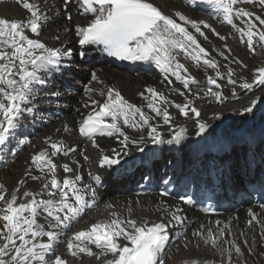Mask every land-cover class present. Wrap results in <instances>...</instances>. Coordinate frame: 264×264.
Returning a JSON list of instances; mask_svg holds the SVG:
<instances>
[{"label":"snow or ice","instance_id":"snow-or-ice-1","mask_svg":"<svg viewBox=\"0 0 264 264\" xmlns=\"http://www.w3.org/2000/svg\"><path fill=\"white\" fill-rule=\"evenodd\" d=\"M5 2L7 0H0V4ZM12 2L27 15L24 21L0 18V152L16 139L26 119L31 122L38 115L37 109L42 103L37 102H43L47 97L42 91L45 78L67 68L69 65L65 62L73 59L71 50L49 48L38 39L46 25L57 19L61 12L70 25V7L77 9L78 15L88 21L84 26L61 30L64 34H74L80 50L76 55L80 59L84 58V50L102 46L105 54L117 61L153 65L161 74L160 83L169 90L167 95H178L183 100L182 104H177L164 92L145 88L139 97L144 105L137 107L113 88L96 91L90 84L86 86L81 105L82 119L77 121L76 132L79 137L91 141L92 148L97 151H101L97 138L114 139L120 145L119 149L112 148L110 155L101 152L97 161L99 169L108 171L118 166L121 158L129 154L130 147L143 152L141 144L144 140L154 145L180 144L187 129L172 128L171 122L176 117L169 114V109H175L186 120L193 119L199 136L208 131V126L200 121L201 112L194 105L208 99L221 104L225 99L217 82L224 80L225 75L221 74L218 61L212 59L213 53L228 62L223 65L228 85L245 92L264 87V68L253 72L251 83L237 84L232 79L235 73L229 68L233 63L229 59L230 50L225 48L219 52L212 48L208 51L201 46L198 38L207 41L202 28L219 40L225 39L208 23L194 22L178 12L166 16L147 0H62L59 4L57 0H43V6L39 0ZM192 5L211 6L217 18L240 35L241 44H245L253 55L256 54L255 47L264 48V19L243 7L259 5L264 11V0H189V6ZM236 22L243 27H238ZM54 39L59 43L60 33ZM181 60L203 70L206 80L203 94L197 92L199 81ZM234 63L244 67L239 60ZM208 70L214 76L207 75ZM91 82L103 84L95 73L91 75ZM58 96L59 92L52 93L50 99ZM232 96L238 98L235 91ZM257 103L258 100H253L240 115L252 113ZM163 127L175 134L165 140L159 131ZM125 129L146 135L137 142L126 134ZM72 131L67 125L63 128L65 134ZM19 143L30 145L26 139ZM42 143L46 148L31 157L29 175L18 182L10 195L0 184V264H69V260L60 255L61 246L65 256L75 264H85V258L96 264H165V259L171 258L169 252L173 251V240L182 241L185 250L190 244L197 250L203 247L216 258L205 264H259V260H264V205H260L259 212L248 211V219L242 227L239 217H233L227 222L210 220L189 231L192 223L184 215L185 209L181 205L191 207V198H184L174 207L159 201L151 210L159 216V222L138 221L132 218L130 206L118 211L115 205L107 204L104 209L106 219L91 224L86 230L70 232L85 211L95 207L96 185L101 183V177L89 172L90 182L85 183L78 171L81 165L71 158L77 152L75 147L69 149L63 140L53 141L52 137ZM61 157L67 158V162L59 165L64 175L57 179L58 166L53 161ZM84 161L90 163L87 156ZM28 179L42 183V187L36 192L22 191ZM159 197L168 198L169 192L161 191ZM144 211L150 210L145 208ZM205 214L217 215L207 210ZM186 235L191 239L185 240ZM187 264H200V261L192 260Z\"/></svg>","mask_w":264,"mask_h":264},{"label":"bare ground","instance_id":"bare-ground-1","mask_svg":"<svg viewBox=\"0 0 264 264\" xmlns=\"http://www.w3.org/2000/svg\"><path fill=\"white\" fill-rule=\"evenodd\" d=\"M158 6H161L165 11V15L171 17L173 13H181L185 15L188 19L198 22V23H208L212 29L215 30L220 36L225 37L224 40H219L215 36L212 35L207 29H201L205 32L207 36V41L203 38H198L201 46L206 50L211 51L212 48H215L219 52H223L225 48L230 50L229 59L233 61V63L229 64V68L235 73L232 77L237 84L239 83H251L254 79L253 72H255L259 68H264V48L255 47V55L250 53L245 44H241V37L238 33H235L229 26L223 24L219 18L207 20L202 18V15L199 12L192 11L189 7H187L186 3L182 0H151ZM41 5L43 6V0H39ZM61 0H57V4H59ZM246 10L254 12L256 16H259L261 19H264V11L261 10L259 5L254 6H243ZM74 8L70 7L69 11H73ZM27 13L19 6L16 5L12 0H7V2L0 4V18H3L7 21H24ZM238 27H243L238 22ZM85 25L84 22L79 20L78 16H74L71 24L69 25L64 19V13L61 12L60 16L55 19L52 23L46 25V27L42 30L41 36L38 38L41 42L45 43V45L49 48H62L63 50H71L75 45L76 38L72 32H68L64 34L61 30L65 27H72ZM60 33V42L57 43L54 39V36ZM31 38V37H30ZM212 59L217 60L220 64V72L225 75L224 80L217 81L221 85V89L219 91L223 95V97H227L221 104H216L214 99L208 100H200L196 102V106L201 112L200 121L205 123L208 128L212 127L214 131V136H220V125H224L225 127H232L236 124H241L243 121H248L251 119H255L256 117H252L250 113L246 115H240L241 112H245L246 109L251 105L253 100H258L257 106L254 110L262 111V117H264V87H258L254 91L248 93L242 90L239 87H234L232 85L227 84V76L226 69L223 67L227 61L221 60L219 57L212 54ZM239 60L241 64L244 65L241 68L239 65H236L234 61ZM181 63L185 65L188 69L189 73L199 81L198 86H196L197 92L203 94L202 90L206 87V80L203 74V70L195 69L191 66L190 63L181 60ZM69 65L68 62H65ZM96 68L97 75L101 81H103L102 85H97L91 82V74L88 71V64L79 66L71 76L66 73L63 76L64 82L48 84L44 90V93L47 94V97L44 99L45 101L37 103H42L37 109V113L48 111L51 114V123L49 127L41 132V136L44 139L48 137H52V140H63L65 145L70 149L75 147L77 149L76 153L72 154L73 159H76L77 162L81 165L78 169L80 171L84 166V156L88 158L95 157L97 160L99 159L101 152L106 155L107 150L116 146L114 143H110L107 141L98 142L97 145L101 151H97L93 149L92 146L88 144H84L79 142L76 135V129L78 127L77 121L82 119L83 109L81 108L82 103L84 102V89L89 84L96 91H106L107 88H113L118 91L125 100L134 106L141 107L144 105V101L139 99L141 93H143L145 88H154L158 92H164L166 95L168 94V89L164 87L161 81V75L154 74L153 76H147L143 74H138L136 76L121 71L117 68L110 67L107 63L103 65H98ZM63 69V68H62ZM207 75L214 76V73L211 70H208ZM177 89H180L179 85H176ZM235 91L237 93L238 98H234L232 96V92ZM59 92L60 96L50 99L51 94ZM94 99H98L97 97H93ZM167 98L172 100L174 103L181 104L183 100L178 95H167ZM216 107V108H215ZM80 108L81 111L78 112L77 109ZM214 109L218 112H211ZM253 110V111H254ZM169 114L174 116V111L169 109ZM219 117V119H215V117ZM175 117V116H174ZM27 120V119H26ZM158 121V120H157ZM175 122V126L179 128L184 127L187 129H191L196 125L193 119H184L181 118L177 123V118L173 120ZM67 125L73 131L71 133L65 134L63 132L64 126ZM215 143L211 141L207 147L203 148V153L212 147ZM46 146L38 140L33 142V144L26 149V151L20 155L17 159L12 160L10 157L6 155L5 149L1 152L4 160L7 162V165L3 166L0 169V184L4 185L7 189L9 195L14 191L17 187L18 182L22 179H25L29 175L28 169L32 167L30 160L31 157L41 150H44ZM183 158H191L194 161L196 158V145L192 144L189 149L186 150ZM244 154L245 163H241L238 157V152ZM202 154V152H200ZM225 158H231L229 160V165L226 166L223 170L224 176L227 178L229 182H231L233 188H237L239 185H243L248 176L247 173V160H255L257 158H262L264 162V139L261 142L260 147L254 151L251 149L249 144L243 145L237 149L232 150L230 155H226ZM178 158L169 154L164 161L157 163L158 167L163 166L165 161L175 162ZM54 163H57L58 172L57 177L63 175L62 171L59 170V165L67 162V158H59V160H54ZM33 175H38V173H32ZM137 175V174H136ZM236 180V183H233V179ZM123 184V181L121 185ZM118 182H112L111 188L107 189L103 194V199L100 201V205L97 209L96 217H93L89 220L87 224H93L99 220H104L107 218V214L104 209L107 204H112L117 207V210L123 207L125 210L130 206L133 209V219L138 221L142 219L157 220L159 216L154 215L151 211L155 208L156 204L159 202L157 198H136L129 193L126 192H118L115 189L118 186ZM42 187V183L33 182L30 179L25 180V188L22 191H33L36 192ZM7 199V197H6ZM137 201H139V206L137 205ZM167 205L172 206V202L167 201ZM148 208L150 211L145 212L144 209ZM255 210H260V208H255ZM189 213V209L187 211ZM96 215V214H95ZM194 220L193 227L191 230H194L200 224H206L210 221V217L205 216L203 214H195L193 215ZM235 217L233 214H225L218 217L215 220H221L227 222L228 220ZM237 217H239V224L242 227L245 221L248 219L247 213L244 210H240L238 212ZM212 218L211 221H215ZM234 221V226H235ZM190 230V231H191ZM185 240H190V235H186ZM259 252L260 249H257ZM60 255L62 258H66L69 260V264H75L71 258H68L64 254L63 247H60ZM170 259H165V264H187V262L192 260L200 261V264H205L206 261L216 259L213 257L207 250L201 247L199 250L194 248L191 244L188 249L185 250L183 247V242L180 241L173 248V251L169 252ZM251 259V258H249ZM85 264H96L94 260H87L85 258ZM259 264H264V260H259Z\"/></svg>","mask_w":264,"mask_h":264},{"label":"rangeland","instance_id":"rangeland-1","mask_svg":"<svg viewBox=\"0 0 264 264\" xmlns=\"http://www.w3.org/2000/svg\"><path fill=\"white\" fill-rule=\"evenodd\" d=\"M262 30H264V29H262ZM224 98L226 99L227 97L224 96ZM215 108H216V107H215ZM215 108H213V109L211 110V112H218V111H219L218 109H217L216 111H214Z\"/></svg>","mask_w":264,"mask_h":264}]
</instances>
